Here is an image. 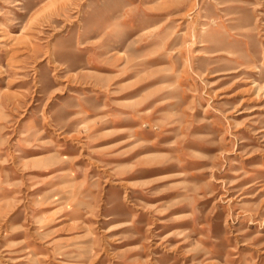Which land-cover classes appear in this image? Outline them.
<instances>
[{
    "label": "rangeland",
    "instance_id": "374dc122",
    "mask_svg": "<svg viewBox=\"0 0 264 264\" xmlns=\"http://www.w3.org/2000/svg\"><path fill=\"white\" fill-rule=\"evenodd\" d=\"M0 264H264V0H0Z\"/></svg>",
    "mask_w": 264,
    "mask_h": 264
},
{
    "label": "bare ground",
    "instance_id": "6f19581e",
    "mask_svg": "<svg viewBox=\"0 0 264 264\" xmlns=\"http://www.w3.org/2000/svg\"><path fill=\"white\" fill-rule=\"evenodd\" d=\"M262 27V26H261ZM119 59V58H118ZM121 59V58H120ZM139 64V63H138ZM252 65V64H251ZM252 79V78H251ZM153 169V170H152ZM157 169H160V168H156L155 170H157ZM150 170H152V171H154V168H151Z\"/></svg>",
    "mask_w": 264,
    "mask_h": 264
}]
</instances>
